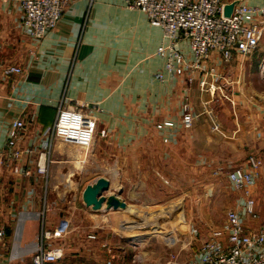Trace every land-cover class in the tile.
Instances as JSON below:
<instances>
[{
	"label": "crops",
	"instance_id": "crops-1",
	"mask_svg": "<svg viewBox=\"0 0 264 264\" xmlns=\"http://www.w3.org/2000/svg\"><path fill=\"white\" fill-rule=\"evenodd\" d=\"M263 1L223 0L233 6H260ZM21 19L16 2L0 0V68H21L20 73L10 75L0 72V152L13 121L22 119L20 165L31 170L29 176L15 175L0 157V197H12L14 205L8 203V215L19 214L15 222L8 216L7 224L0 217V228L8 229V253L16 225L21 223L23 235L27 217L39 213L41 197H61L51 191L68 173L60 172L59 180L56 173L69 170L73 174L86 164L99 172L84 187L105 177L110 181L106 195L121 190L119 197L126 208L108 212L102 208L103 214H98L81 197L80 206L91 223L83 229L74 226L56 238V244L64 247L62 264H115L114 257L123 259L131 246H138L141 254L128 262L157 264L152 256L159 252H153V242L137 241L135 246L125 237L114 251L106 235L115 233L109 231L113 217L119 219L122 231L145 228L125 217L131 213L130 202L143 198L142 194L150 209L158 201V185L164 186L166 195L181 196L182 201L186 197L203 200L195 212L184 207L186 224L165 244L161 264L170 259L180 264L197 261L203 235L227 247L223 225L228 209L235 210L249 228L264 225V175L261 168L255 172L248 163L249 156L264 163V36L253 53H236L227 64L211 53L206 64L214 65L219 75L214 77L194 68L181 74L168 71L165 58L157 54V48L166 43L162 29L151 25L142 11L128 8L125 0H68L56 26L38 40L29 36ZM174 46L187 61L192 60L186 39ZM202 78L215 87L214 92L200 88ZM69 101L89 105L97 121L93 141L78 146L56 138L47 158V173L39 174L36 163L41 143L48 136L57 105ZM184 103L195 115L189 128L182 125ZM212 120L219 131L212 128ZM164 121L172 125L156 127ZM236 167L254 175L248 190L258 213L255 219L244 209L248 196L228 180V172ZM219 197H235L225 203L221 214L214 203ZM28 243L21 239L22 245Z\"/></svg>",
	"mask_w": 264,
	"mask_h": 264
},
{
	"label": "built area",
	"instance_id": "built-area-1",
	"mask_svg": "<svg viewBox=\"0 0 264 264\" xmlns=\"http://www.w3.org/2000/svg\"><path fill=\"white\" fill-rule=\"evenodd\" d=\"M8 1L18 4L22 12L23 26L32 39L38 40L47 30L56 26L68 0ZM125 5L142 11L151 25L162 29L166 43L157 48V54L165 58V68L168 71L174 70L177 74L194 68L200 69L204 74L219 77L215 73L214 65L206 64L211 53H216L219 60L227 64L236 53L241 55L253 53L264 36V1L260 6L238 3L233 6L229 15L224 14L223 0H125ZM181 39H186L189 43L191 61H187L174 46ZM0 72L3 75H10L20 73L21 68L16 65H5L0 68ZM157 76L161 78L160 73ZM199 86L211 92L215 90L205 78L199 81ZM88 109V104L77 101L57 105L48 136L41 143L43 150L36 163L37 173L46 175L47 158L56 138L82 145H89L93 141L97 121ZM182 112L183 127H190L195 115L190 112L187 103L182 105ZM171 125L172 122L164 121L156 127ZM24 128L25 123L22 119L13 121L0 157L13 174L29 176L31 170L20 165L23 153L18 146V139ZM212 128L219 131L215 120H212ZM101 134L106 135L105 132ZM248 163L255 172L261 168L264 175V163L259 159L249 156ZM227 177L235 189L248 196L244 197L246 214L252 219L257 218L255 201L249 197L248 190L254 182L253 173L243 167H236L228 172ZM223 229L228 246L224 247L212 239L204 240L200 245V257L192 264H264V225L255 229L249 228L235 210L228 209ZM66 232L62 227L53 230L42 227L34 241L22 245V226L19 223L14 229L11 249L6 259L0 260V264H23L25 256L31 253L27 264H62L64 247L62 244L51 243L50 240L60 238ZM4 237L5 229L1 227L0 239ZM165 264L180 263L170 259Z\"/></svg>",
	"mask_w": 264,
	"mask_h": 264
},
{
	"label": "rangeland",
	"instance_id": "rangeland-1",
	"mask_svg": "<svg viewBox=\"0 0 264 264\" xmlns=\"http://www.w3.org/2000/svg\"><path fill=\"white\" fill-rule=\"evenodd\" d=\"M78 146H80V144ZM91 167H92L91 164H86L85 168H79L77 171H74L73 174H71L69 170L59 171L56 173L58 176L56 178L58 180L60 178L59 175L60 172L68 173L66 177L64 175L61 176L63 177L61 178V183L58 185V187L56 188L54 187L53 190L51 191L52 194L55 193L54 195H57L56 193H58V195L61 197H41L39 202L40 205L39 213L36 216L30 214L24 223L23 235H22L23 243L29 241L28 244H30L32 242L30 240L33 239L34 237L35 240L36 237L39 235L42 227L47 230H53L57 227H62L65 228V231H67V233H69V231L72 230L71 228L74 226L76 227L78 226L79 228L81 227L83 229L90 225L91 220L88 217V215H86L84 209H82L80 205H81V195L84 189V185L99 172V171L96 172L93 171ZM109 175L112 176L111 170L109 171ZM65 178H66V182L64 180ZM112 180L114 181V179ZM109 190L107 192H110ZM118 192H121V190ZM118 192L115 190L112 191V193H116V194ZM188 192H191V189ZM49 193L50 192H48L47 195H49ZM150 193H152V189L150 190ZM155 193H156L155 196L157 197L158 201L153 202L150 209H149L150 204L148 205L147 202L143 201L145 194H142L140 196H142L143 198H140L138 201L130 202V204L133 205L130 206L132 208L131 213L125 217L126 221L132 222L135 225L138 222H142L144 218L145 219L148 218V220L146 221L147 224L141 225V226L145 225L146 226L145 228L142 229L132 228L127 231H122V229L118 227L119 219L113 217L109 221V226L111 227L109 228V231H114L115 233H109L106 235V237L108 238L109 242L113 245L112 249L114 251H116L117 248L120 247V243L122 240H124L125 237L126 238L128 237L127 238L128 241H130L132 244H135V246L137 241H142V242L146 241L148 243L153 242L151 248H153L154 253L155 250L157 249L158 250L157 252H159V254L155 253L152 256V259L154 260L155 263L159 264L160 262L161 264L164 257L163 250L166 248L165 244L172 242L171 238L178 235V232H180L181 229H183V226L186 224L184 222L185 221V217L183 213L184 207L185 209L186 208H188L189 210L192 209V211L195 212V210H197V206L201 205V202L203 200L198 199V197H186L185 201H182L181 196L174 195L173 197H171L170 194L166 195L164 186L161 185L156 186ZM233 198L235 197H219L217 201L214 202L217 211L221 214L222 211L225 209V205H226L225 203ZM8 203L14 205L12 197H0V217L2 221L6 222V224L8 223V216L11 221L15 222L18 220L17 217L19 215L18 213H16L17 211H13V213L11 212L10 215H8ZM75 206L77 208H74ZM109 210L112 211V209ZM109 210L106 211L108 212ZM95 212L98 214L100 213L103 214V212H100L99 210H95ZM198 228H200V224L198 225ZM4 229H5V237L3 239H0V260L6 259L8 255L9 243H8L7 226H5ZM142 231L143 233L140 234ZM207 239L210 238L207 237L206 235H203V239H201L200 245L204 240ZM50 241L51 243H58V240L56 238H53ZM137 248L138 246H136V249L133 248V246L129 247V250L127 251L128 254L123 259L122 256L120 255L118 256V258L114 257L115 264H122L124 262L126 263V261L127 264L128 263L131 264L128 261L131 258H133L132 256L136 255L138 252L141 254V251ZM146 250L148 249L146 248ZM31 255L28 254L25 256L26 258H24L23 264H27L30 261Z\"/></svg>",
	"mask_w": 264,
	"mask_h": 264
},
{
	"label": "water",
	"instance_id": "water-1",
	"mask_svg": "<svg viewBox=\"0 0 264 264\" xmlns=\"http://www.w3.org/2000/svg\"><path fill=\"white\" fill-rule=\"evenodd\" d=\"M232 8V4L225 5L224 14L229 15ZM109 188L110 181L105 177H98L84 187L81 195L83 203L92 210L125 209L126 203L119 197L120 192L106 195Z\"/></svg>",
	"mask_w": 264,
	"mask_h": 264
},
{
	"label": "bare ground",
	"instance_id": "bare-ground-1",
	"mask_svg": "<svg viewBox=\"0 0 264 264\" xmlns=\"http://www.w3.org/2000/svg\"><path fill=\"white\" fill-rule=\"evenodd\" d=\"M142 220H143V219H142ZM147 220H148V218H146V219L144 218V220H143L142 222H138L136 225H140V226H141L142 224H147V222H146ZM150 221H151V220H150ZM151 222H152V221H151ZM149 224H150V223H149ZM153 225H156V224H153ZM153 225H152V226H153ZM143 226H145V225H143ZM153 229H154V228H153Z\"/></svg>",
	"mask_w": 264,
	"mask_h": 264
},
{
	"label": "trees",
	"instance_id": "trees-1",
	"mask_svg": "<svg viewBox=\"0 0 264 264\" xmlns=\"http://www.w3.org/2000/svg\"><path fill=\"white\" fill-rule=\"evenodd\" d=\"M8 230V229H7Z\"/></svg>",
	"mask_w": 264,
	"mask_h": 264
}]
</instances>
